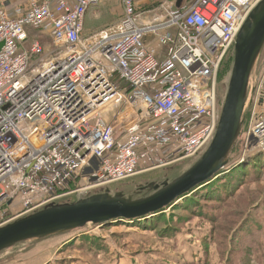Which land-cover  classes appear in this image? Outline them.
I'll return each mask as SVG.
<instances>
[{
  "label": "built area",
  "instance_id": "1",
  "mask_svg": "<svg viewBox=\"0 0 264 264\" xmlns=\"http://www.w3.org/2000/svg\"><path fill=\"white\" fill-rule=\"evenodd\" d=\"M103 1L32 0L15 17L0 9V227L201 155L223 103L219 68L261 0L163 1L151 19L138 0H121L118 21L84 35ZM247 106L264 111V70ZM261 130L263 115L249 139L264 143ZM77 176L81 188L66 191Z\"/></svg>",
  "mask_w": 264,
  "mask_h": 264
},
{
  "label": "rangeland",
  "instance_id": "2",
  "mask_svg": "<svg viewBox=\"0 0 264 264\" xmlns=\"http://www.w3.org/2000/svg\"><path fill=\"white\" fill-rule=\"evenodd\" d=\"M115 1L104 0L105 4L101 3L98 9L114 6ZM163 1L179 0H138L137 10L150 12L147 19H151ZM117 6L119 4L113 8ZM113 8L110 14H104L96 21V26L86 27L84 35L91 28H100L106 23L108 16L112 19ZM37 35L50 43L46 34L39 32ZM231 67L230 52L218 71L217 94L220 101L225 94ZM263 70L264 48L253 74H259ZM260 115L264 116V111L257 108L252 114L251 108L246 104L234 153L224 169L227 171L218 175L220 177L229 173L235 175L234 178L230 184H226V180L218 183L228 188L223 192L214 188L215 185L212 186L215 181L194 189L190 194H197L198 191L200 195L213 194L215 197L204 201L198 194L201 204L194 206L191 213L185 206L178 208L174 203L175 208L165 209L151 230L136 226L137 222L142 223L145 219L130 222L115 220L102 226L87 225L70 233L18 244L0 253V264H264V143L250 144L248 141L252 135L254 120ZM201 155L149 173L138 174L124 182L92 189L83 194L68 195L59 203L74 202L106 189L112 195H132L139 187L148 183H162L179 177ZM239 167L244 168L242 175L236 170ZM82 185L81 176H77L67 185L66 191L79 190ZM201 187L203 189L199 191ZM138 195L142 196L144 193ZM9 210L6 218L12 217L16 212L15 209Z\"/></svg>",
  "mask_w": 264,
  "mask_h": 264
},
{
  "label": "water",
  "instance_id": "3",
  "mask_svg": "<svg viewBox=\"0 0 264 264\" xmlns=\"http://www.w3.org/2000/svg\"><path fill=\"white\" fill-rule=\"evenodd\" d=\"M178 1L177 6L180 4ZM264 48V0L249 13L233 46L232 67L215 135L201 157L172 181L148 183L132 195L103 192L74 202L50 204L0 227V253L34 240L70 233L87 225L151 217L226 169L241 132L249 82ZM252 144L254 139L250 138ZM141 192L144 195L139 196Z\"/></svg>",
  "mask_w": 264,
  "mask_h": 264
},
{
  "label": "crops",
  "instance_id": "4",
  "mask_svg": "<svg viewBox=\"0 0 264 264\" xmlns=\"http://www.w3.org/2000/svg\"><path fill=\"white\" fill-rule=\"evenodd\" d=\"M31 1L32 0H0V9H5L12 17L19 16V15H22L28 9ZM103 4H105L104 1L102 2V5ZM117 4H119V6H117L114 9L113 7L116 6ZM114 6H109V8H103L102 10H99L98 7H96L87 12L85 16V20H84V30H86V27L88 26L89 27L96 26L98 23L96 21H99L100 17L103 16L104 14L105 15L110 14L112 8L114 10V17L111 19L110 16H108L105 24H103L97 30L95 29L91 30L92 28L89 29V32H87L86 35H90L100 29L109 27L119 20V18L122 16V13H123L122 6H121V0H116ZM39 32L47 35V31H44V30L33 31V32H30V34H32L36 38H39V36L37 35L39 34ZM42 41H44L43 43L45 44L46 47H49V44L45 42V40L42 39Z\"/></svg>",
  "mask_w": 264,
  "mask_h": 264
},
{
  "label": "trees",
  "instance_id": "5",
  "mask_svg": "<svg viewBox=\"0 0 264 264\" xmlns=\"http://www.w3.org/2000/svg\"><path fill=\"white\" fill-rule=\"evenodd\" d=\"M234 150H235V147H234V149L232 150V153L230 154V157L232 156V154L234 153ZM247 168H245V170H246ZM236 170H239L240 171V174L242 175L245 171H244V168L243 167H239L238 169H236ZM227 170H222V171H220V172H218L217 173V175H216V177H214L211 181H209V183L211 182V184L214 182V184L212 185V186H214V188H216V189H220L222 192H223V190H227L228 188H226V187H224L223 185V188H221L222 186L221 185H218V183H220V181H222V180H226V184H230L231 183V180L234 178V176L235 175H232V174H229V173H227V174H224L223 176H220V177H218V175H221V174H223V173H225ZM240 177V176H239ZM210 184V185H211ZM209 185V186H210ZM206 186H208V184L206 185ZM220 186V187H219ZM203 188L201 187V188H199L198 190L200 191V190H202ZM216 189H214V191L216 190ZM219 190V191H220ZM207 191H208V189H207ZM206 191V192H207ZM212 191V190H211ZM213 191V192H214ZM220 191V192H221ZM192 192V191H191ZM190 192V193H191ZM190 193H188L187 195H189L188 197H185V196H187V195H185V196H183V197H181V199H178L177 201H175L174 203L177 205V207L179 208V207H183V206H185V208H186V210H188L190 213L192 212V210H193V208H194V206H199L198 204H201L200 202H199V200H198V197H197V195L200 197V199L202 198V200H209V198H214L215 196L212 194V195H210V194H203V195H200L201 193H199L198 191H197V194L196 193H194V194H190ZM203 196V197H202ZM180 200L182 201H184L183 203H181L180 202ZM174 203H172V205H171V207H168V208H171L172 210L175 208V206L176 205H174ZM167 209V208H166ZM165 210V209H164ZM164 210H162L161 212H159V213H157V214H155V215H153V216H151V217H149V218H144L145 220H143V222L142 223H140V222H137V224H136V226H138V227H140V228H144L145 230H151L152 228H153V225L154 224H156V221H157V218L159 217V216H161V215H163L164 213Z\"/></svg>",
  "mask_w": 264,
  "mask_h": 264
},
{
  "label": "bare ground",
  "instance_id": "6",
  "mask_svg": "<svg viewBox=\"0 0 264 264\" xmlns=\"http://www.w3.org/2000/svg\"><path fill=\"white\" fill-rule=\"evenodd\" d=\"M260 135H259V138H260V140H264V130H261L260 131ZM149 218V217H148ZM144 219V218H143ZM123 221V220H122ZM126 221V220H125ZM130 222V221H129Z\"/></svg>",
  "mask_w": 264,
  "mask_h": 264
}]
</instances>
